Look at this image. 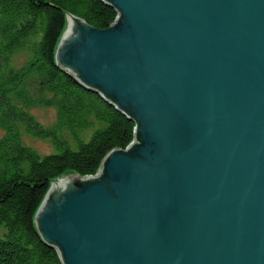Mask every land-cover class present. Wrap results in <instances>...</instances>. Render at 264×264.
I'll return each instance as SVG.
<instances>
[{"label":"water","instance_id":"obj_1","mask_svg":"<svg viewBox=\"0 0 264 264\" xmlns=\"http://www.w3.org/2000/svg\"><path fill=\"white\" fill-rule=\"evenodd\" d=\"M55 59L135 123L36 213L62 264H264V0H104Z\"/></svg>","mask_w":264,"mask_h":264},{"label":"trees","instance_id":"obj_2","mask_svg":"<svg viewBox=\"0 0 264 264\" xmlns=\"http://www.w3.org/2000/svg\"><path fill=\"white\" fill-rule=\"evenodd\" d=\"M67 13L96 28L118 14L104 0H0V264H62L35 222L51 181L95 174L135 137L131 119L57 63ZM20 52L27 57L17 63ZM35 104L54 106L55 122L42 125L29 111ZM90 128L85 140L81 130ZM23 130L55 150L41 155L23 143Z\"/></svg>","mask_w":264,"mask_h":264},{"label":"rangeland","instance_id":"obj_3","mask_svg":"<svg viewBox=\"0 0 264 264\" xmlns=\"http://www.w3.org/2000/svg\"><path fill=\"white\" fill-rule=\"evenodd\" d=\"M26 57L27 55L24 52H20L15 56V61L17 63H21L26 59ZM29 111L39 122H41L42 125L48 126L55 122L56 111L54 106H44L40 104H35L30 107ZM92 130L93 128L81 130V137L87 140L90 137ZM2 134L3 130L0 128V135ZM21 137L24 144L31 146L32 148L37 150L41 155L53 152L55 150L54 146L48 139L34 137L25 132L24 130L22 131Z\"/></svg>","mask_w":264,"mask_h":264}]
</instances>
